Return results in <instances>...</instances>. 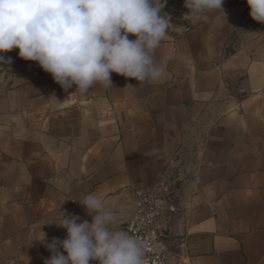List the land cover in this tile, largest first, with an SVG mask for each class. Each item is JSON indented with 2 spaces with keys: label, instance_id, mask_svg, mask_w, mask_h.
<instances>
[{
  "label": "crops",
  "instance_id": "obj_1",
  "mask_svg": "<svg viewBox=\"0 0 264 264\" xmlns=\"http://www.w3.org/2000/svg\"><path fill=\"white\" fill-rule=\"evenodd\" d=\"M178 6L158 82L112 73L81 95L0 54L14 53L0 72V264H44L62 212L91 223L87 194L123 229L135 193L163 184L179 206L161 221L170 264H264V24L247 0H224L211 30Z\"/></svg>",
  "mask_w": 264,
  "mask_h": 264
},
{
  "label": "clouds",
  "instance_id": "obj_2",
  "mask_svg": "<svg viewBox=\"0 0 264 264\" xmlns=\"http://www.w3.org/2000/svg\"><path fill=\"white\" fill-rule=\"evenodd\" d=\"M223 3L184 0L185 17L211 30L215 14L225 15ZM247 5L251 19L264 24V0ZM164 6L165 0H0V54L18 49L21 59L37 63L62 89L75 86L81 95L96 84L113 87L112 73L158 82L167 72L156 50L171 25L170 16L161 15ZM11 62L0 55V64ZM78 202L91 223L62 212L52 224L65 229L66 238L48 242L43 233L51 253L44 264H148L147 243L118 225L121 213L96 193Z\"/></svg>",
  "mask_w": 264,
  "mask_h": 264
},
{
  "label": "built area",
  "instance_id": "obj_3",
  "mask_svg": "<svg viewBox=\"0 0 264 264\" xmlns=\"http://www.w3.org/2000/svg\"><path fill=\"white\" fill-rule=\"evenodd\" d=\"M170 187V184H163L159 191L136 192L132 212L123 228L147 243L148 264H170L169 250L160 233L161 221L167 216L165 205L172 203L174 207L171 210L176 212L177 200L173 198Z\"/></svg>",
  "mask_w": 264,
  "mask_h": 264
},
{
  "label": "water",
  "instance_id": "obj_4",
  "mask_svg": "<svg viewBox=\"0 0 264 264\" xmlns=\"http://www.w3.org/2000/svg\"><path fill=\"white\" fill-rule=\"evenodd\" d=\"M182 11V8L178 6V0H165V6L162 9L161 15L168 14L170 16V21L173 19L174 15L177 13H180ZM8 58L13 61L14 53H11L5 60L7 61ZM10 64L4 63L0 64V72L6 69ZM176 212L179 213V206L175 205ZM175 218L174 215L172 216V219ZM169 225L162 226L160 228V233L163 238L168 237V231H169Z\"/></svg>",
  "mask_w": 264,
  "mask_h": 264
}]
</instances>
